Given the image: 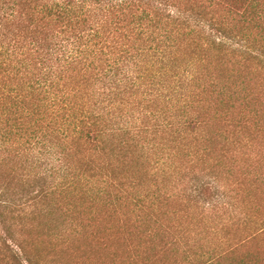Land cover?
Returning a JSON list of instances; mask_svg holds the SVG:
<instances>
[{
	"label": "trees",
	"instance_id": "1",
	"mask_svg": "<svg viewBox=\"0 0 264 264\" xmlns=\"http://www.w3.org/2000/svg\"><path fill=\"white\" fill-rule=\"evenodd\" d=\"M0 238L264 264V0H0Z\"/></svg>",
	"mask_w": 264,
	"mask_h": 264
},
{
	"label": "rangeland",
	"instance_id": "2",
	"mask_svg": "<svg viewBox=\"0 0 264 264\" xmlns=\"http://www.w3.org/2000/svg\"><path fill=\"white\" fill-rule=\"evenodd\" d=\"M3 236H2V239H5V238H3ZM0 240H1V238H0ZM83 240L84 241H88L86 237H84ZM11 248H13L12 251H16L17 250L13 245H11ZM86 249L87 250L85 251V255H87V256H90V255L91 256H98L99 255L100 260L97 261V262H91V263H80V262L77 261V258H75L73 255H69L68 253L67 254H62V256L64 258L61 259V260L60 259H56V256L53 259V253L54 252L51 251L50 254L47 253L48 255L46 256V258H47L48 262L45 263V264H114V262H113V254H112L113 252L111 253V251L108 250L106 252L96 253L92 249H88V248H86ZM5 253H6V257L10 256L6 251H5ZM58 260H60V261H58ZM261 260L263 261V257L261 258ZM0 264H13V263H9L7 261H4V262H1ZM117 264H120V261H118ZM124 264H129V263H124Z\"/></svg>",
	"mask_w": 264,
	"mask_h": 264
}]
</instances>
